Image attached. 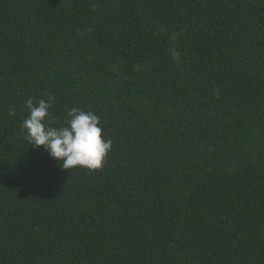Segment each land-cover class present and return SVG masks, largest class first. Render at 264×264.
Wrapping results in <instances>:
<instances>
[{
	"label": "trees",
	"instance_id": "16d2710c",
	"mask_svg": "<svg viewBox=\"0 0 264 264\" xmlns=\"http://www.w3.org/2000/svg\"><path fill=\"white\" fill-rule=\"evenodd\" d=\"M49 97L101 169L30 145ZM0 264H264V0H0Z\"/></svg>",
	"mask_w": 264,
	"mask_h": 264
},
{
	"label": "clouds",
	"instance_id": "9594fccd",
	"mask_svg": "<svg viewBox=\"0 0 264 264\" xmlns=\"http://www.w3.org/2000/svg\"><path fill=\"white\" fill-rule=\"evenodd\" d=\"M24 107L29 114L20 126L30 145L43 146L64 170L86 168L95 171L102 168L112 142L104 138L96 114L72 108L68 110L63 125L56 127L53 126L56 118L50 111L51 97L48 101L39 99L35 103L29 98Z\"/></svg>",
	"mask_w": 264,
	"mask_h": 264
}]
</instances>
